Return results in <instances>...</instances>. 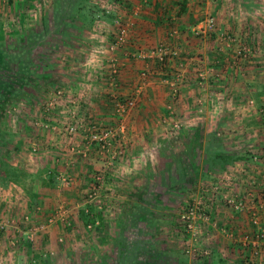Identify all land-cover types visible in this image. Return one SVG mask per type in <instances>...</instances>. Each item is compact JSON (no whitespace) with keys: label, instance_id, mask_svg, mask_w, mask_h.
Returning <instances> with one entry per match:
<instances>
[{"label":"crops","instance_id":"crops-1","mask_svg":"<svg viewBox=\"0 0 264 264\" xmlns=\"http://www.w3.org/2000/svg\"><path fill=\"white\" fill-rule=\"evenodd\" d=\"M96 1L89 0V4L97 10L101 9L102 13L104 5L111 4L115 7L112 13L113 26L110 28L108 24L104 26L103 31H105L106 38L102 39L100 35V45L105 47L109 45V47L104 51L97 49L98 56L90 53V56H95L96 59L92 58L89 62L87 60L88 67L92 65V69H98L96 78L90 70H87L89 74L86 73L83 82L68 77L65 80L66 85L72 87V93L78 85L79 91L74 94L81 98L82 108L80 105L78 107L81 109L86 107L83 110L86 115L94 116L97 119L96 123L103 125L110 124L112 117L114 122L108 126L126 135L124 138L127 141V143L124 141L127 145L125 154L123 153L114 163L116 167L111 174L113 177L111 184L114 187L123 185L121 188L124 189L125 186L129 192H120L123 197L122 195L113 196L117 199L116 203L111 204L115 210L116 220L114 222L107 216L110 208H108L107 203L109 202L105 200L106 194H104L98 216L93 223L85 224L82 217V220L79 219V214L82 216V214L90 213V210L84 207L82 201L77 203L78 199L73 200L75 197L79 198L80 194L74 197L71 190L77 187L74 182L86 180L88 171L99 169L103 165V158L95 153V149H90L85 157L81 153L73 152L74 149H79V152L83 149L85 141L80 140L84 138L83 131H80L82 136H76V140L73 138L66 141L67 138H59L61 132L59 127L51 126V123L43 125L40 118V123L36 124L38 138L30 145L32 148L30 154L27 153L26 148L16 142L15 155L13 151L10 153L8 151L5 156L10 158L9 168L27 171L30 177L34 178L32 185L39 183L36 191L33 190L36 199L31 198L30 193L27 194L18 183L6 179V169L0 167V201L7 202V206L8 203L17 205L14 212H20L22 220L31 212L34 213L29 216L32 219L35 215L44 218L42 225H45V229L36 233L34 243L25 241L30 246L24 249L34 248V254L39 255L33 262L46 255L53 256L56 250L50 249L49 252L43 253L35 247L41 238V233L43 235L48 232L47 243L49 245L53 244L52 242L57 244L56 241L60 242L63 239L58 236L63 232L59 233V229L65 226L62 220L46 225L47 218L57 211H64L65 218L71 223L70 227L78 223L82 226L85 224L84 230L96 226L94 229L101 231V237L99 236L98 239L103 238V244L108 241L117 246L122 241H131V228H136L131 222L137 206L135 196L139 188L137 186L139 176L143 175L138 172L139 167H148L150 164L151 171L158 175L162 164L176 163L182 167L183 177L186 180L191 178L195 184L202 178L211 181L213 178L222 177L228 171L245 173L246 170H255L254 172L258 175L264 174V155L261 156L263 151L259 150L258 139L252 137L243 139L239 135L243 130L245 120L254 116L243 115V113L252 114L244 108L245 103L253 97V99L260 100L259 98L264 95V55L260 53L259 40L262 37L261 44L264 46V0ZM31 2L32 0H13L12 5L17 11L26 8ZM35 3L37 2L33 4ZM0 4L8 6L5 0H0ZM5 11H7L5 15L9 16L11 10L6 8ZM100 15L89 19L99 26V22H104L100 20ZM208 16L216 21L215 31L208 35L205 30L195 34V27L201 26V22ZM99 31H101L100 26L98 30H92L90 35L96 36ZM120 31L123 32L124 40L118 44L116 39ZM95 32L96 35H94ZM113 42V46L110 47ZM159 47L165 50L164 63L159 60L157 52ZM240 51L243 53V58L238 57L241 55ZM245 56H248L249 60L244 59ZM111 66H115L117 70L114 81L107 76L110 75ZM199 75H203L202 82L198 81ZM62 91L63 94L66 92ZM255 91L257 97L253 96ZM72 93L69 95L73 98ZM126 97L135 98L136 106L120 122L116 117V102ZM169 107L173 110L171 116H169ZM190 109L195 112L192 113ZM237 111L243 115V124L238 123V125L234 120L236 116L239 117ZM181 118H186L187 121L182 123ZM116 119L117 122H115ZM175 122L180 124L176 131L171 129ZM199 131L200 139L193 140L192 137H196ZM193 133L195 134L192 136ZM244 148L246 150H242ZM253 148L258 149L261 154H259L258 164L255 163L252 166L253 159L249 157L248 149ZM177 149H180L179 157L173 152ZM200 149L208 151L211 157V166L204 170L199 167L204 164L203 156L198 152ZM213 149L231 150L234 152L230 154L231 156L237 155L241 159L226 163L224 169L212 167V164H218L219 159L216 155L219 152H214ZM20 151L24 154V158L19 155ZM57 176L69 178L70 188L61 184L62 189H60L59 185L48 182V180L58 181ZM39 179L46 183H41ZM107 189L109 185L108 188L104 187L103 192ZM249 190L251 193L246 194V199L250 196L249 201L247 200L248 206L251 211L253 210L252 212L259 214L261 224L264 226V182L259 183L256 189ZM69 195L72 197L70 198ZM24 197L28 202H24ZM249 211L250 209L248 210L250 217L252 212ZM221 215H224L222 219L225 220L226 226L229 225L228 229L233 228L234 231L230 233L239 242L242 243L245 237L251 238L252 235L246 233L249 230L246 215L244 217L243 214L239 216L228 213ZM13 218H10L4 230L0 231V235L2 234L0 239L6 242L10 256L17 254L18 259L22 257V254L24 255V251L17 249V244L21 243L19 244L13 236L7 237V235L14 234V231L22 232L24 235L29 232V229L23 230L21 224L25 223L21 220L19 225ZM121 218H124L123 222ZM107 224L118 229L116 235L113 236L108 230ZM124 229H130V237L123 240L120 234ZM224 231L218 233L219 236L224 237L223 240L219 239L220 244L218 245H224L225 251L222 252L227 255V260H238L239 256L236 258V255L232 254L233 241L225 235ZM3 253H0V261H2Z\"/></svg>","mask_w":264,"mask_h":264},{"label":"rangeland","instance_id":"rangeland-1","mask_svg":"<svg viewBox=\"0 0 264 264\" xmlns=\"http://www.w3.org/2000/svg\"><path fill=\"white\" fill-rule=\"evenodd\" d=\"M80 1L32 0L31 4L27 5L26 8L17 11H15V6L12 5L13 0H5L8 6L0 4V12H3L0 14V167H3V169L7 170L10 167V158L5 156L8 151L9 153L13 151V155H15L14 146L16 142H19L20 146L26 148L27 153L30 154L32 151L30 145L38 138L36 124L40 123L41 119L43 125L51 123V126L61 129V134L59 133L60 139L61 137L67 138L63 133V129L73 118L112 128L108 126L114 122L112 117L110 124L103 125L102 123H96L95 120L97 119L94 116L86 115L83 112L86 107L81 109V98L74 94L79 91L78 85H76L77 88L73 89V93L71 92L72 87L66 85L65 79L67 77L83 82L86 73L89 74V72H86L87 70H90V73L96 78L99 72L98 69H92L91 64V67H88L87 63L90 59L92 60L93 58L94 60L95 56H98V50L104 51L109 47V45L107 47L100 45V37L102 36V39L105 37V31L103 30H105L104 26H107L106 24L109 25V28L113 26L112 13L115 7L111 4L103 7V11L109 10L108 14L105 12L102 15L99 14L100 20L104 22H99L101 31L97 35L95 32L94 35L96 36L90 34H92V30H98L99 26L96 23L93 24L89 18L80 23L69 20V16L71 17L74 14L77 8L76 4H79ZM34 2L37 3L33 4ZM2 7L11 10L9 16L5 15L7 11L2 9ZM99 10L101 13V9ZM206 34L208 35L209 32ZM261 38L259 39L260 53L264 55V46L261 44ZM113 44L114 42L110 44V47ZM248 45L250 47L249 43ZM241 50L243 49L241 48ZM90 53L95 56H90ZM240 54L238 57L243 58L241 51ZM245 58L249 60L248 56H245ZM178 77L181 79L180 76ZM198 78V81L202 82L203 75H199ZM62 90L66 92L63 94ZM57 91H61L62 94L57 95ZM71 93L73 98L69 95ZM68 95L69 97H66ZM253 96L257 97L256 91ZM262 96V98L258 96L260 100L253 99V97L245 103L244 108L251 111L252 114L243 113V115H254L252 118L248 117L250 118L248 119L249 121L245 120L244 123L243 115L238 111L239 117L236 116L234 118L237 124L244 123L243 130L239 135L243 139H246V137L258 139L259 150L263 151L261 154L256 148L248 149L250 151L249 157L251 156L253 159L251 162L252 166L255 163L258 164L259 154L261 156L264 155V95ZM53 97L55 98V103L53 102V106L50 107L49 104ZM250 101H253L252 105H249ZM79 105L81 108L78 107ZM47 108H49L48 111L46 110ZM192 108L194 109V107ZM190 111L192 113L195 112L192 109ZM83 118L86 120H83ZM117 119L115 122H117ZM180 121L184 123L187 119L181 118ZM43 129L46 131L45 127ZM123 134L118 132L116 141H120V139L122 143L126 141V139L124 140L126 135L124 136ZM79 136H82L80 132ZM77 137H75V140ZM69 140L70 138H67L66 141ZM80 140L84 141L82 138ZM242 150H246V148ZM173 152L175 156H178L180 149ZM198 152L202 154L204 163L199 165V167L203 170L207 169L211 166L209 152L202 149ZM225 152H228L227 156H231V153L234 154L231 150H223L221 154ZM19 155L24 158V154L21 151ZM216 166L213 165L215 168ZM115 167L116 165L114 164L110 169H104L107 171L104 187L108 188L109 185V189L101 192L96 200L94 198L89 199L87 195L92 191L95 175L97 172L103 171L104 164L99 169L88 171L86 180L74 182L77 187L73 188L71 192H73L74 197L77 194L80 195L79 198L75 197L73 200L78 199L77 203L82 201L84 207L89 208L92 215L90 213L88 215L93 217V219H96L98 212L101 210L99 209L101 204L98 203V200H104V194H106L105 200H108L109 203L107 204H109L108 208H110L107 216L110 218L109 220L114 222L116 220L115 210L111 204L116 203V197L122 195L120 192H129L126 189L127 187L121 188L123 185L114 187L111 184L113 178L111 174L115 171ZM160 168L161 172H158V175L156 172L151 171L150 164L148 167H139L138 169V172L143 175L139 176L137 185L139 186L135 196L137 206L135 215L131 219L132 225L136 226V228H131V241H122L123 243L121 242L117 246L108 241L103 244V238L102 240L101 238L98 239L101 231L94 229L96 226H91L90 229L84 230L83 226L85 224L82 226L81 223H78L77 225H72V227H70L71 225L61 227L62 229H59V233L63 232L58 236L63 239L60 242L56 241L57 244L52 242L54 245L47 243L49 240L48 232L43 235L41 233V238L35 247L38 250H42L43 253L49 252L50 249H56L54 255L50 256L53 259V264H203L202 256L197 259V257H193V253L186 255L184 253L186 247L195 250H207L210 254L212 252L210 258L208 257L209 261L207 264H210L211 260L213 264H264V241L253 247L251 245H243L235 236L230 238L233 241L232 254L236 255V258L239 256V261L237 259L234 261H232L233 259L227 260V255L222 252L225 251L224 245H218L220 244L219 239H224L218 233L222 230L226 231L229 227V225H227L228 227L225 225V220L222 219L224 215L221 214L228 213L237 216L243 214V217L246 215L245 217L249 223V230L246 233L250 236L252 235L251 238L255 236L257 227L251 223V217L248 216V210L250 209L249 212L253 210L251 211L248 206L250 196L246 199V194L251 193L249 189H256L259 183L264 182V174L258 175V173L254 172L255 170H246L245 173L228 171L222 177L213 178L211 181L202 178L195 184V181H192L191 178L186 180L183 177V169L176 163L173 165L162 164ZM18 170L28 175V177L24 176L18 185L27 194L30 189L36 191L39 183L33 186L29 177L30 173L22 169ZM248 173L249 175H245ZM53 184L59 185L60 189H62L61 181H53ZM60 191L59 193L62 195ZM78 191L79 193H77ZM109 192L112 193L108 194ZM212 192H215V194H212ZM69 196L70 198L72 197L71 195ZM225 198L240 201L243 206L242 210H235L233 206L226 203L227 199ZM23 200L28 202L25 197ZM0 204V224H8L9 222L7 223V221L14 217V221L20 225L22 215L20 212H14L17 205L8 203L7 206V202L5 203L4 201H0ZM189 204L196 206L200 204L199 206L205 208L208 216L207 222H197L195 241L192 240L193 237L190 234L183 232L179 224V216ZM33 214L31 212L28 216ZM256 214L260 220L259 214L257 212ZM81 217V214H79V219ZM43 219V216L39 218V215H35L33 219L30 218L28 223L21 224V228L30 230V228L41 226L44 224ZM123 219L121 218L120 220L123 222ZM19 225L17 226L19 227ZM260 225L263 226L261 220ZM107 226L113 236L117 234L118 229L114 228L115 226L110 227L109 224ZM108 230L106 231L108 232ZM129 230L124 229L121 232L120 236L123 240L130 237ZM231 231H234L233 228L228 229L226 232L230 233ZM1 236L2 234L0 238ZM12 236L19 241V244L21 243L20 245L17 244V249L24 251V255L22 254V257L18 259L16 258L17 254L10 256L9 252H7L8 246H6V242L0 239V253L4 252L0 264H32L33 260L39 255L34 254V248L28 249L30 245L25 242L27 241L26 236L22 232L17 231H14V234L7 235V237ZM25 247L28 248L24 249ZM215 251L218 252L216 257L214 256ZM47 257L49 255L42 258Z\"/></svg>","mask_w":264,"mask_h":264},{"label":"built area","instance_id":"built-area-1","mask_svg":"<svg viewBox=\"0 0 264 264\" xmlns=\"http://www.w3.org/2000/svg\"><path fill=\"white\" fill-rule=\"evenodd\" d=\"M104 12L108 14L109 10L107 9ZM216 25H217L216 21L213 17H207L203 22H201V26L195 27L194 33L199 34L203 30H205L206 33L208 32L212 33L215 31ZM123 36H124L123 32L120 31V35L117 38L118 44H120L124 40ZM157 52L159 54L160 62L163 63L164 56H165L164 48L159 47ZM110 68H111L110 75H109L110 80L114 81L115 75L117 74V70L115 66H111ZM56 94L60 95L62 94V92L57 91ZM54 101H55V98L53 97L49 104L50 107L53 106ZM116 103H117L116 104V116L118 117L120 122H122L124 118L127 117L136 106V101H135V98L133 97L120 99ZM252 104H253V101H250L249 105H252ZM46 110L48 111L49 108H47ZM172 112L173 110L171 109V107H169V116H171ZM263 119H264V116H263ZM83 120H86V119L83 118ZM179 126L180 124L175 122L173 123L171 129L172 130L174 129L176 131L179 128ZM80 131L84 132L83 133L84 138L82 139L85 141V144L83 145V149L80 152H79V149H74L73 152H75L76 154L81 153L82 156L85 157L88 154L89 150L94 148L96 150L95 152L97 153V155L103 158V164H104L103 171L97 172L94 178L95 183L92 188V191L87 195L89 199L94 198V200H96V198H99L101 192H103L104 190V182L106 180L105 177L107 175V171H105L104 169L105 168L110 169V167L114 165L115 161L123 155L124 150H125V145L123 144L124 142L123 143L120 142L121 139L120 141H116L117 130L102 126L101 124H94L92 122L88 123V121L85 122V121H82L81 119L73 118V120L70 123H68L63 129V133L67 136V138H70V139H73L77 135H79ZM56 179L58 181H61L63 186L70 185L69 178L57 176ZM212 194H215V192H212ZM225 199H227L226 203L230 204V206H233L235 210H242L243 206L240 201H235V199H228V198H225ZM98 203L101 204L102 202L98 200ZM199 205L200 204H198L197 206L194 204L187 205L184 212H182V214H180L179 216V224L183 232H185L186 234H190V236L193 237L192 239L193 241L196 240L195 229H196L197 222L202 223V222L208 221V216L206 215L207 212L205 208ZM101 206H99V209L101 208ZM250 217H251V223L255 227H257L255 231L256 233L253 238H248V237L243 238L242 243L244 245H251L255 247V246H258L259 243L261 244L264 241V228L263 226L260 225V221L257 217L256 212H252ZM57 220H62V222L65 224L66 227L71 225L70 221L67 218H65L63 210L61 212L57 211L56 213L51 214L47 218L46 225L54 224ZM29 221H30L29 216H24L22 222L26 224ZM4 228H5V224H0V231L4 230ZM44 229H45V225H41L36 228L30 229L28 233L24 234L26 236V240L30 243L32 242L34 243L36 233L41 232V230H44ZM224 233L230 238L233 237L231 233H228L226 231H224ZM184 253L186 255H191L193 253L192 254L194 255L193 257H198V256L210 257L211 255L210 252L207 250H197V249L195 250L193 248H187V247L185 248ZM32 264H34V262H32Z\"/></svg>","mask_w":264,"mask_h":264},{"label":"trees","instance_id":"trees-1","mask_svg":"<svg viewBox=\"0 0 264 264\" xmlns=\"http://www.w3.org/2000/svg\"><path fill=\"white\" fill-rule=\"evenodd\" d=\"M76 6H77V8H76L74 14L71 17L69 16V20H71V21H78V23H80V22L85 21L86 18H90V17L91 18H95V17H98L99 16L100 10H97L95 7H93V5L89 4V0H81L79 2V4H76ZM103 13H104V11H103ZM100 14H102V12ZM194 134L195 133H193L192 136ZM199 137H200V131H199V133H197V136L196 137L193 136L192 139L195 140V141H198L200 139ZM213 151L214 152L215 151L219 152V154H216L218 156V158L221 160V162H220V160L218 159V164L216 166V168H219V169L220 168H224L226 163H229L231 161H236V160L241 159V157L240 156H237V155L236 156L235 155L234 156H227V154L226 155H222L221 153H222L223 150H220V149L219 150H214L213 149ZM212 162H213V160H212ZM213 165L214 164H212V167H213ZM5 175H6L5 177H7L6 179L13 180L14 182H16L18 184L21 183L20 180L24 176H27L28 177V175L24 174L23 172H20L19 170H14V169H11V168H9V169L6 170ZM33 179L34 178H31V180H32L31 182H34ZM40 180H41V183H44L45 182L42 179H39V181ZM48 182H51L52 183L53 181L52 180H48ZM28 193H30L31 198L36 197V196L33 197V194L35 195V193H33V189H30ZM87 214H89V213H87ZM87 214H82L83 221L85 222V224H87V223H93L94 220H95V218L93 219V217H90ZM211 254H212V252H211ZM217 255H218V252L215 251L214 252V256L216 257ZM198 257H200V256H198ZM198 257H197V259H198ZM202 257H203V264H207V262L209 261L208 259L210 257L209 258L208 257H205V256H202ZM52 260L53 259L51 257L41 258V259L35 261L34 264H53ZM199 260H201V259H199ZM212 262L213 261L211 260L210 264H213ZM217 262H220V261H217Z\"/></svg>","mask_w":264,"mask_h":264}]
</instances>
